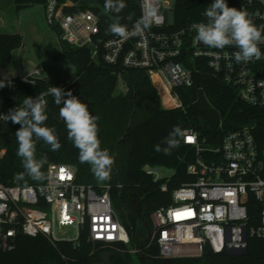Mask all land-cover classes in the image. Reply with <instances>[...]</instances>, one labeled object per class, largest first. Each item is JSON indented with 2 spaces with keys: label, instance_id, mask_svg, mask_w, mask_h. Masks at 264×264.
<instances>
[{
  "label": "built area",
  "instance_id": "1",
  "mask_svg": "<svg viewBox=\"0 0 264 264\" xmlns=\"http://www.w3.org/2000/svg\"><path fill=\"white\" fill-rule=\"evenodd\" d=\"M212 2H206L196 19L180 23L175 18V0H139L140 15L124 25L129 34L123 38L104 33L102 18L92 7L70 12L60 0H46L44 9L61 49L65 44L88 48L96 61L123 69H144L169 109H184L179 88L193 86L194 74L202 66L231 86L238 99L264 107V56L237 63L232 58L236 48L221 51L195 40L192 25L205 21L204 11ZM226 3L246 9L258 27L264 26V0ZM153 11L150 28L135 34L136 22ZM258 46L264 54V44ZM214 52L220 54L219 60L211 55ZM42 78V68L36 66L28 75L0 79L6 82L0 88V114L22 105L18 100L22 84L36 86ZM52 87L58 86L50 84L33 98L45 94L48 99ZM71 93L77 96L78 91ZM4 122L0 119V125ZM184 130V142L195 149V160L187 166L193 179L174 187L171 203L151 213L153 230L147 245L155 243L162 258L200 256L206 245L215 252L247 248L250 238L264 237V147L258 144L250 125L228 131L220 145L207 143L197 130ZM143 169L155 182L163 180L162 190L168 189L170 176H162L159 167L145 165ZM114 187L122 184L78 182L74 165L55 162L48 164L43 183L21 184L16 177L9 183L0 180V249H14L21 234L79 244L85 233L91 242L129 244V232L114 207ZM252 201L259 204L254 216L250 213ZM63 227L73 228L75 236H59ZM128 251L142 252L137 247Z\"/></svg>",
  "mask_w": 264,
  "mask_h": 264
},
{
  "label": "trees",
  "instance_id": "2",
  "mask_svg": "<svg viewBox=\"0 0 264 264\" xmlns=\"http://www.w3.org/2000/svg\"><path fill=\"white\" fill-rule=\"evenodd\" d=\"M17 10L30 4L44 5L46 0H13ZM66 11H77L87 7L94 8L102 18L103 32L107 33L110 24L117 21L126 25L139 15V0H125L126 7L117 15L106 12L105 0H60ZM211 0H175V18L180 23L196 19L200 9ZM23 45V36L18 32L0 31V69L10 65L13 52ZM64 56L74 67V81L64 87V91L77 90L78 97L88 105L89 112L98 116V137L101 148L107 149L114 158L110 179L99 181L93 175L91 166L80 163L79 150L67 139L65 122L59 116L62 105L53 102L48 96L46 114L47 125L55 130L61 148L51 151L42 140L36 144V158L46 156L41 171L43 181L32 180L25 174L21 184H39L46 180L49 163H70L77 169V181L88 184L121 183L114 187L112 198L122 223L129 235V244H105L91 242L85 233L79 244L59 240L51 242L43 235H19L16 247L9 251L0 249V264H264V237L250 238L245 254H230L228 251L215 252L209 245L204 247L200 256L173 257L169 261L159 256L155 243L142 242L147 233L146 223L151 230V213L161 205L171 203L174 187L191 181L187 166L195 160V149L181 141L179 148L171 155L157 152L155 146L162 143L174 125L182 129L197 130L202 138L211 145H220L224 135L244 125L253 127L260 147H264V107H258L237 98L234 89L202 66L194 74V85L179 88L184 109H169L164 106L159 92L150 75L144 69H123L91 58L88 48H74L67 44L56 58ZM0 79L3 77L0 74ZM125 89L117 92L119 80ZM46 78L38 85L20 86L19 102L33 97L49 87ZM19 124L11 121L0 125V180L11 182L25 170L17 155L18 142L15 137ZM4 153L1 154V151ZM145 165L168 167L173 174L168 180V189L162 190L160 183L143 169ZM259 204L252 201L251 215H257ZM141 248L135 255L128 250ZM136 256L137 260H134Z\"/></svg>",
  "mask_w": 264,
  "mask_h": 264
},
{
  "label": "clouds",
  "instance_id": "3",
  "mask_svg": "<svg viewBox=\"0 0 264 264\" xmlns=\"http://www.w3.org/2000/svg\"><path fill=\"white\" fill-rule=\"evenodd\" d=\"M126 7L125 0H105L106 12L119 14ZM153 12L146 13L134 26L135 34H143L144 30L150 28ZM205 21L195 23V40L208 48L223 51L226 47L237 49L232 53V58L237 63H248L260 60L264 54L258 45L264 44V26L258 27L251 18V14L243 8L229 7L226 0H213L204 11ZM107 33L121 38L128 35L126 26L118 21L110 24ZM215 59H220L218 52L211 53ZM6 82H0V88L5 87ZM50 94L56 105H62L59 116L65 122L67 128V139L79 150L80 163L91 166L93 175L99 181L110 179L111 169L115 163L114 158L107 149L101 148L98 137V116H93L88 105L78 97L72 95L71 91L65 92L58 87H52ZM48 101L45 94H39L35 98L29 96L22 101L21 106L10 109L6 114H0V119L5 123L11 121L20 127L15 133L18 142L17 155L21 158L24 172L18 174L17 178L23 180L25 174L35 181H43L44 173L41 171L46 162V156L36 158L37 141L42 140L55 152L61 148V143L55 134V130L46 125L48 116L46 109ZM185 137V130L180 125H174L171 132L163 138L165 145L155 146L157 152L163 151L165 155H171L173 149L179 148Z\"/></svg>",
  "mask_w": 264,
  "mask_h": 264
},
{
  "label": "rangeland",
  "instance_id": "4",
  "mask_svg": "<svg viewBox=\"0 0 264 264\" xmlns=\"http://www.w3.org/2000/svg\"><path fill=\"white\" fill-rule=\"evenodd\" d=\"M44 13L42 4H30L17 10L13 0H0V31H21L23 35V45L13 52L10 65L0 69L3 77L19 73L28 75L38 65L42 67L43 74H49L53 86L68 85L76 77L74 67L64 56L56 58L61 52L60 43L56 31L46 22ZM172 18L173 15L170 14V19ZM154 85L159 90L156 83ZM124 89V82L120 79L116 91ZM161 101L164 102L162 99ZM159 172L162 176H171L173 169L161 166ZM115 210L117 211L116 208ZM117 213L119 215L118 211ZM58 234L74 237L76 233L71 227H63ZM134 260H137L136 256Z\"/></svg>",
  "mask_w": 264,
  "mask_h": 264
},
{
  "label": "water",
  "instance_id": "5",
  "mask_svg": "<svg viewBox=\"0 0 264 264\" xmlns=\"http://www.w3.org/2000/svg\"><path fill=\"white\" fill-rule=\"evenodd\" d=\"M45 123L46 125H48L49 124L48 120ZM146 226H147V233L143 234V240H142V242L144 243H148L152 233L151 227L148 222L146 223ZM246 252H247V248H235L228 251V253L230 254H245ZM170 259L171 258H166L167 261H169Z\"/></svg>",
  "mask_w": 264,
  "mask_h": 264
},
{
  "label": "crops",
  "instance_id": "6",
  "mask_svg": "<svg viewBox=\"0 0 264 264\" xmlns=\"http://www.w3.org/2000/svg\"><path fill=\"white\" fill-rule=\"evenodd\" d=\"M43 8H44V5H43ZM44 11H45V9H44ZM45 14V13H44ZM8 32H14V31H8ZM18 33H20L21 35H22V32L21 31H17ZM23 36V35H22ZM39 67H40V65H38ZM40 68H42V67H40ZM42 73H44V71H43V69H42ZM19 74H21V73H19ZM19 74H17V75H12V76H10V77H3L2 75V77L3 78H12V77H15V76H18ZM43 77L44 78H46L49 82H50V79H49V74L48 73H45V74H43ZM71 83V82H70ZM69 83V84H70ZM51 84V83H50ZM65 86H67V85H62V86H58V87H65Z\"/></svg>",
  "mask_w": 264,
  "mask_h": 264
},
{
  "label": "snow or ice",
  "instance_id": "7",
  "mask_svg": "<svg viewBox=\"0 0 264 264\" xmlns=\"http://www.w3.org/2000/svg\"><path fill=\"white\" fill-rule=\"evenodd\" d=\"M189 140H191V137H189ZM61 178L63 179L64 178V171L61 170Z\"/></svg>",
  "mask_w": 264,
  "mask_h": 264
}]
</instances>
